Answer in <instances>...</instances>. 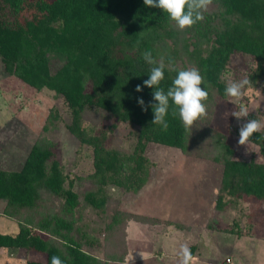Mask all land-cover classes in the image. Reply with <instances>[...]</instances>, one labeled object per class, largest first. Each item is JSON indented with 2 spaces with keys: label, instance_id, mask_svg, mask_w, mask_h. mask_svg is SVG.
Here are the masks:
<instances>
[{
  "label": "trees",
  "instance_id": "trees-1",
  "mask_svg": "<svg viewBox=\"0 0 264 264\" xmlns=\"http://www.w3.org/2000/svg\"><path fill=\"white\" fill-rule=\"evenodd\" d=\"M146 50L157 61L164 58L165 79L160 87L165 91L182 70L176 65L178 60L197 68L205 81L201 87L209 93L207 109L213 105L212 96L225 97L221 74L233 53L252 59L248 78L252 85L260 81L264 91V0H213L204 20L184 30L167 13L145 6L143 0H0L3 71L35 90L46 88L62 98L69 115L65 129L78 147L90 148L89 176L95 187L84 193L83 201L95 210H103L108 186L136 193L146 183L150 162L144 150L148 142L188 153L191 131L185 130L178 110L174 116L170 107L167 131L152 124L154 113L149 105L156 103L154 89L143 86L152 67L142 58ZM53 58L61 61L55 69L51 68ZM169 61L175 71L167 67ZM137 85L141 92L136 91ZM141 98L146 112L138 104ZM89 108L106 112L108 121L88 126L82 113ZM56 119V113L50 112L46 121L51 125ZM120 122L136 128L128 153L105 143ZM209 137L213 153L208 158L221 166L213 210L221 211L243 197L263 201L264 132L250 138L262 161L234 159L223 135L215 132ZM42 191L60 199L58 211L41 208ZM0 199L4 201L1 213L17 224L16 232L0 233V247L40 255L24 264H51L54 255L63 264L121 262L126 255L124 230L129 220L183 227L115 210L105 225L108 235L102 256L97 257L90 251L96 242L75 223L78 195L48 141H34L18 170L0 169ZM206 227L212 228L208 223ZM189 247L193 254L196 246Z\"/></svg>",
  "mask_w": 264,
  "mask_h": 264
},
{
  "label": "rangeland",
  "instance_id": "rangeland-1",
  "mask_svg": "<svg viewBox=\"0 0 264 264\" xmlns=\"http://www.w3.org/2000/svg\"><path fill=\"white\" fill-rule=\"evenodd\" d=\"M60 63L59 59H51V68L55 69ZM176 65L182 70L192 68L184 60H178ZM251 67L249 56L233 53L221 78L226 85L230 80L248 78ZM211 104L207 109L208 116L198 121L191 130L187 154L176 148L148 142L144 155L150 166L145 186L136 193L108 186L105 205L100 211L83 201L84 193L95 187L89 176L92 172L90 148L78 147L76 139L65 129L69 115L62 98L46 88L35 90L7 75L0 63V169L18 170L34 141L51 142L53 157L62 165L67 180L72 181V189L78 195L75 223L96 242L90 251L97 257L102 256L108 235L105 225L110 215L115 210H123L183 225L182 228L144 225L143 238L153 249L159 247L166 252L178 253L182 244H188L196 246L195 264H264V200L243 197L221 211L212 212L221 166L207 155L213 153L212 137L209 135L218 132L233 150L232 158L262 161L256 145L251 142L239 145L238 141L242 124L250 119L264 123L263 86L259 81L245 89L239 102H233L226 95L222 99L214 95ZM241 104L248 107L250 113L247 118L237 120L232 114L239 110ZM50 112L57 115L51 125L46 121ZM106 116V112L97 108H89L82 113L83 122L92 127L105 124L108 121ZM43 125H46L45 130H42ZM135 129L128 122L118 123L108 134L106 145L128 153L135 140ZM41 195V208L58 211L60 199L43 191ZM154 198L157 199L155 202ZM206 223L212 228L206 227ZM16 230V222L0 217V233ZM116 235L120 237L119 233ZM145 246L143 251H148ZM39 256L33 251L10 248L0 255V264H24L25 260ZM128 261L122 264H128ZM161 262L162 258L156 254L154 257L143 256V261H131L130 264Z\"/></svg>",
  "mask_w": 264,
  "mask_h": 264
},
{
  "label": "clouds",
  "instance_id": "clouds-1",
  "mask_svg": "<svg viewBox=\"0 0 264 264\" xmlns=\"http://www.w3.org/2000/svg\"><path fill=\"white\" fill-rule=\"evenodd\" d=\"M144 5L150 8H158L167 13L170 20L175 22L180 30L192 28L197 23L204 20V13L209 10L213 0H143ZM143 60L151 65L149 78L144 80L143 86L154 89L153 99L156 103L150 104L154 113L152 124L159 125L162 131H167L169 124L166 117L169 114L170 107H173L172 114L177 115L185 130L191 131L196 123L208 116L206 101L209 98L208 91L205 90V81L200 71L192 67L187 70H179L172 81V86L165 91L160 87L161 82L165 79L166 64L161 57L157 61L150 50L142 53ZM170 71L176 69L169 61ZM252 82L249 78L239 81L230 80L225 88V95L232 98L233 102L241 101L245 94V89L251 88ZM143 89L137 85L136 91L141 92ZM171 102V104H170ZM138 104L146 112L144 100L138 99ZM249 109L244 105L239 106V110L232 115L241 120L249 116ZM264 132V123L258 119H250L247 123L242 124L239 129V145H246L250 142L253 134ZM178 255L180 264H193V255L188 244H182L179 248ZM133 261V255L129 258L128 264ZM51 264H63L59 256L51 257Z\"/></svg>",
  "mask_w": 264,
  "mask_h": 264
},
{
  "label": "crops",
  "instance_id": "crops-1",
  "mask_svg": "<svg viewBox=\"0 0 264 264\" xmlns=\"http://www.w3.org/2000/svg\"><path fill=\"white\" fill-rule=\"evenodd\" d=\"M145 186V185H144ZM155 200L157 199H153V201L155 202ZM1 203H0V217H5L7 218L6 216H4L1 212H2V208H3V205H4V201L2 199H0ZM213 207H212V212H213ZM211 212V213H212ZM9 220H12L10 218H7ZM158 219V218H157ZM160 220V219H159ZM166 220V219H164ZM164 220H161V221H164ZM166 221H170V220H166ZM15 222V221H14ZM132 222H135V221H132V220H129L127 223H126V226H125V244H126V255L123 259V261L121 262H118V263H124L125 261L129 260V258L132 257L133 255V261H143V256H147L149 255L150 257H154V255L157 254V257L158 258H162V262L160 264H180V257L178 255L177 252L175 253H171V252H166L164 249H160L159 247L153 249V247H150L148 246V243L149 241L148 240H145L143 237H144V225L145 226H154V225H166L167 224H163V223H159V224H152V225H148V224H143V223H139L141 225H135L133 224ZM173 222V221H171ZM4 223V222H3ZM173 224H169V226H172ZM188 227V226H187ZM132 229V232L130 233V230ZM14 233V232H12ZM144 245H146L145 247H148V251H143L144 249ZM196 249V248H195ZM9 249L7 248H2L0 247V255L1 254H5L8 252ZM17 250V249H15ZM195 252V250H194ZM193 252V264H195L197 262V260L195 259V254ZM142 257V258H141Z\"/></svg>",
  "mask_w": 264,
  "mask_h": 264
},
{
  "label": "built area",
  "instance_id": "built-area-1",
  "mask_svg": "<svg viewBox=\"0 0 264 264\" xmlns=\"http://www.w3.org/2000/svg\"><path fill=\"white\" fill-rule=\"evenodd\" d=\"M226 261H228V259H226Z\"/></svg>",
  "mask_w": 264,
  "mask_h": 264
}]
</instances>
